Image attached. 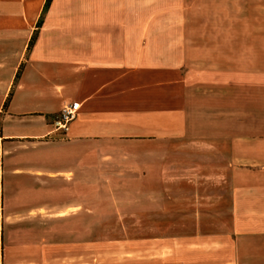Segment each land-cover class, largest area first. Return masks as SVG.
I'll return each mask as SVG.
<instances>
[{
  "label": "crops",
  "instance_id": "1",
  "mask_svg": "<svg viewBox=\"0 0 264 264\" xmlns=\"http://www.w3.org/2000/svg\"><path fill=\"white\" fill-rule=\"evenodd\" d=\"M158 1L11 0L0 264H97V178L130 185L123 195L147 226L198 229L136 238L133 259L106 241L104 264H264V95L247 87L264 64L225 68L183 39L163 46L168 61L153 54L162 13L141 8ZM73 102L76 119L56 131L54 115ZM100 164L136 175L99 174ZM179 169L173 187L160 183Z\"/></svg>",
  "mask_w": 264,
  "mask_h": 264
},
{
  "label": "rangeland",
  "instance_id": "2",
  "mask_svg": "<svg viewBox=\"0 0 264 264\" xmlns=\"http://www.w3.org/2000/svg\"><path fill=\"white\" fill-rule=\"evenodd\" d=\"M141 9L145 16L152 11L162 13L157 26L160 31L158 34L152 33L153 35L151 34L149 38L151 43L157 46L154 52L152 51L153 54L157 52L161 57L165 56V61L169 60L167 55L173 53L170 51L169 54L167 50H163V46L175 41L181 42L183 39L192 46L190 49L196 58L223 65L225 68H230L232 62L238 63L240 67L256 65L257 62L264 64V0H159L153 5H146ZM38 21L40 20L31 22L32 31L35 30ZM65 22L64 27L72 26L67 21ZM132 26H136L135 23ZM35 40L36 36L31 39L29 46H32ZM175 55L179 59L180 52H176ZM247 85L243 81L240 82L241 97L247 93V90L244 89L245 86L248 87V91L255 99L264 95V78H258ZM10 102L11 0H0V163L2 166L4 157L8 154L7 151L11 153V140L8 144H4L2 140L3 135L11 139V117L8 111ZM58 114L53 118L56 119ZM161 152L171 155L172 152L177 153L178 149L171 152V149L162 147ZM149 167L153 171L156 170L153 165H149ZM128 169L130 168L124 167L122 170H118L109 165H97L99 174L123 171L124 174L135 177V167L131 170ZM183 174V170L179 169L175 175H168L161 179L160 183L173 187L177 183L176 181L184 178ZM153 183L155 182L147 181L144 186L147 189ZM131 189L133 188L123 181L115 183L97 178V264H104L103 252L109 250L105 248L104 242L106 241L122 242L118 243L117 249H114L116 252H120L115 256L120 257V254H128L124 257L133 259L136 238L172 234L189 235L198 232V229L191 227H162L159 221L160 226L150 227L147 225L151 224L152 218L146 216L145 221L140 222L136 218L135 195L127 198L123 195ZM151 202L149 199L144 200L142 204L145 210L151 207ZM151 213L152 211L149 210L144 212L145 215ZM203 230L209 231L210 229ZM128 262L134 264L131 263V260Z\"/></svg>",
  "mask_w": 264,
  "mask_h": 264
},
{
  "label": "built area",
  "instance_id": "3",
  "mask_svg": "<svg viewBox=\"0 0 264 264\" xmlns=\"http://www.w3.org/2000/svg\"><path fill=\"white\" fill-rule=\"evenodd\" d=\"M79 108L80 105L77 102L63 105L56 119L53 121L55 130L65 133L68 130L69 124L76 119Z\"/></svg>",
  "mask_w": 264,
  "mask_h": 264
}]
</instances>
